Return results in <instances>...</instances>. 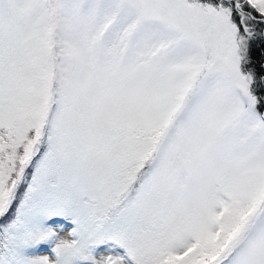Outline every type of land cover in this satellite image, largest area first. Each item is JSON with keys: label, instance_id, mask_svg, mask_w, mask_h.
Wrapping results in <instances>:
<instances>
[{"label": "snow or ice", "instance_id": "obj_1", "mask_svg": "<svg viewBox=\"0 0 264 264\" xmlns=\"http://www.w3.org/2000/svg\"><path fill=\"white\" fill-rule=\"evenodd\" d=\"M0 264H264V0H0Z\"/></svg>", "mask_w": 264, "mask_h": 264}]
</instances>
